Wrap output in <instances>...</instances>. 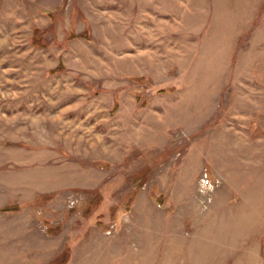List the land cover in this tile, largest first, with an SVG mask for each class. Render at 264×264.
<instances>
[{
  "label": "rangeland",
  "instance_id": "obj_1",
  "mask_svg": "<svg viewBox=\"0 0 264 264\" xmlns=\"http://www.w3.org/2000/svg\"><path fill=\"white\" fill-rule=\"evenodd\" d=\"M0 264H264V0H0Z\"/></svg>",
  "mask_w": 264,
  "mask_h": 264
},
{
  "label": "trees",
  "instance_id": "obj_2",
  "mask_svg": "<svg viewBox=\"0 0 264 264\" xmlns=\"http://www.w3.org/2000/svg\"><path fill=\"white\" fill-rule=\"evenodd\" d=\"M16 209V207H14Z\"/></svg>",
  "mask_w": 264,
  "mask_h": 264
},
{
  "label": "bare ground",
  "instance_id": "obj_3",
  "mask_svg": "<svg viewBox=\"0 0 264 264\" xmlns=\"http://www.w3.org/2000/svg\"><path fill=\"white\" fill-rule=\"evenodd\" d=\"M141 263V262H140Z\"/></svg>",
  "mask_w": 264,
  "mask_h": 264
}]
</instances>
